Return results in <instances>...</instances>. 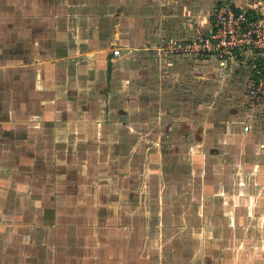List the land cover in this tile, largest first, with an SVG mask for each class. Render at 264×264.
Wrapping results in <instances>:
<instances>
[{
	"label": "rangeland",
	"instance_id": "rangeland-1",
	"mask_svg": "<svg viewBox=\"0 0 264 264\" xmlns=\"http://www.w3.org/2000/svg\"><path fill=\"white\" fill-rule=\"evenodd\" d=\"M134 1L0 0V219L12 222L23 207L15 222H30L26 251L8 237L16 227L0 229V264H264V212L249 219L246 207L236 208L242 218L230 209L228 180L246 165L239 158V175L229 172L234 156L223 143L228 133H246L247 116L238 121L252 103L249 58L220 67L214 57L182 60L163 50L171 41L154 26L155 44L129 43L115 55L134 33ZM140 1L167 6L169 21L181 25L200 14L192 35L173 36L184 42L228 0ZM96 52L106 60L85 72L86 87L68 68ZM154 54L167 64L152 92ZM135 60H143L139 77ZM126 69L137 84L124 86ZM49 100L60 120L34 115ZM199 151L206 155L192 157ZM220 181L226 189H216Z\"/></svg>",
	"mask_w": 264,
	"mask_h": 264
},
{
	"label": "crops",
	"instance_id": "crops-1",
	"mask_svg": "<svg viewBox=\"0 0 264 264\" xmlns=\"http://www.w3.org/2000/svg\"><path fill=\"white\" fill-rule=\"evenodd\" d=\"M228 1L232 2L236 8H241V9L246 10V12L250 16L264 15V0H228ZM149 2L148 1L142 2L140 0L134 1V5H138L136 7L135 13L133 15L132 26H133L134 33H133V35H130V37H128V38H127V35L123 37V39L126 40L127 43L124 42V40H122L123 42H118V44H120V45L124 44L122 46V48L120 46H116V47L120 48V53H121V49H122V51L126 50L125 48L129 45V43H130V45H133L132 48H135V49L143 47L142 45H145L146 43H149V42L155 44V42L157 40L155 41V39L152 38L153 37L152 31H150V32L148 31V30L152 29L151 28L152 26H154L157 29L156 30L157 32L155 34L159 33V29H160L159 27L166 28L165 32L161 31V35L164 37H167L168 40H166V42L168 41L167 43H169V41L174 42L173 36H176L178 34H180V36H181V33H184V34L189 35V36L192 35L195 32L194 31L195 27H198V26L200 27V25L202 23V20H200L201 17H199L200 14H198V18H194L196 20H193V17L191 20H189V19L186 20V23H184V25H181L180 23H177V22L175 23L173 21L170 22L167 14H164V13H166V11L168 9L167 6H165L163 4L161 5V4H155V3L150 4ZM222 3L223 2H218V3L214 4V7L217 5H220ZM214 7H213V9H214ZM161 9L163 11H161ZM182 10H183V8L181 9L180 12H182ZM145 11H149L150 14H152V15H150L149 17L146 16ZM158 13H159V16H158ZM174 13H177V11ZM162 16H164V17H162ZM169 16H171V13L169 14ZM146 18L149 19L148 24L146 23ZM121 21L123 22V24ZM121 21H120V25H121V28H123L126 26L124 24V22L126 23V19H124V17H123V20H121ZM127 22H128V20H127ZM118 26H119V24H118ZM148 26L150 27L149 29H148ZM178 27H180V29H178ZM156 37H157V35H156ZM135 45H139V47L136 48ZM150 46H151V48L155 47L153 44H151ZM158 50H160V48ZM167 52H168V50H167ZM111 53H112V49H111ZM158 54H159V52H158ZM69 55H75V53L71 52L68 54V56ZM171 55L179 56L182 60H187L185 58L188 57L185 54H171ZM244 55L249 58V62L251 63V66H252V72L250 73L251 74L250 82L248 81L249 84L247 86V91H246V94H247L246 96L248 98L249 85L251 84L252 80L255 77L256 70L259 68L260 64L264 61V53H262L258 50H255V49H245V50L237 52L234 57H232L228 60H225V61L220 60L216 56H204V57H192V58L194 60L197 59L198 61L200 59V61L198 63H201L203 60H205L206 57H210V58L214 57L218 60V62H219L218 67H220L222 65L227 66L228 62H233L235 60H239L238 58L240 56L244 57ZM96 57H95V53L88 54L86 60L77 61V64L72 65L71 67L68 68V70L71 69V71L76 74V77L81 78L82 83H85L88 80H86L84 82L83 77H85L86 73H90L91 71L95 70V64H96L95 62H97L98 64H102V62H104L106 60L104 54H98L96 52ZM114 58H118V57H114ZM74 59L75 58H70V60H74ZM134 59H140V58H137V56H136V57H134ZM153 59H155V60H153V64H155L156 68L153 70H150V77H149L150 82H155V84L153 83L154 85L151 83L153 86H150L152 88L151 89L152 92L154 91V89H156V85H157L156 82L160 81L161 76L163 77V74L162 75H160V74H161V71L163 70V67L167 64V62H163V60L158 59L156 57V55L153 57ZM135 61L138 64V60H135ZM142 61H140L139 64L136 65V68L141 69V71L135 69L132 72V74L136 75V77L141 76V74L143 72L142 68L144 67V65H143ZM214 67H217V66H214ZM122 70H124V68H121L118 73H120ZM126 70L128 72L127 75H124L122 77L124 86L126 83L124 81L133 80L132 75L130 74V71H129L130 69H126ZM202 72L204 73V70H202ZM98 75H100V73H98ZM154 75H155V78L157 75H158L157 77H159V78L157 80L152 78V76H154ZM198 75H200V74H198ZM72 76L73 75H71L70 81L73 79ZM201 77L204 79V76H201ZM151 79H154L155 81H153ZM171 80H173V79H171ZM89 82H91V81H89ZM131 83L134 85L137 84L134 80L131 81ZM141 84L142 85L140 86V84H139V86L142 88L143 91H146L144 89H146L147 87L143 88V86H145L144 85L145 83H141ZM86 85L83 84V86L88 87L87 82H86ZM91 86L92 85H89L90 90L93 89V86L92 87ZM86 91L88 92V90H86ZM199 94H203V91L202 90L199 91ZM200 99H201V95H200ZM50 101H53V100L43 101V102L41 101L39 104L38 111L34 112V115L37 113L38 115L52 116V117H55V119L60 120L61 113L58 112L59 107L57 108L56 105L53 106V104H51ZM202 103L198 104V105H200L199 107H203ZM183 108H185V107L183 106ZM247 108L248 109H246V111H244V114H247V115L240 116L238 122H240V120H242V118L247 116V118L245 120L241 121V123L242 122L244 123V130L246 131L245 134H247L248 136H246L242 131H241L242 132L241 134L237 133L235 135L228 133V134H226V136H224L225 139L223 140V143H227V142L229 143V146H230V155L229 156H232V155L234 156V157L232 156L234 158V161L231 162L232 166L234 164V168H233V170H231V168H230L229 172L232 171L233 174L235 173L236 175H239L238 174L239 172H237L238 171V159L239 158H245L244 163L246 165V166H240V168L242 170V171H240V172H242V173H240V174H242L240 177L236 176V175H235L236 177H234L232 175L231 178H229V180H228L229 185H230L229 188L232 189V183H233V186L235 187L233 190L234 192L232 194L233 195L232 200H234V202L229 203V206H233V208H230V209L231 210L235 209L236 215L237 216L240 215V218H242V217H244V212L243 211L241 212V210H240L239 213H237L236 208H237V206L246 207V209H247L246 212L248 214H250L249 219H253V218H256L258 216V214L256 216H253V212H259V211L261 213L264 212V203H261V199L264 198V106L254 105L251 103V106L249 107V105H248ZM200 109L201 108H197V110L195 111V114H197L198 117H200V113H201ZM234 109L237 110L236 108H234ZM67 110H70V106ZM30 111L31 110L27 111L25 114H27V115L30 114ZM88 111H87V113H88ZM87 113H86V115H88ZM74 114H75V112L71 113V118L74 116ZM192 115L193 116H191V118L193 121V117L195 115L194 114H192ZM235 115L236 114L230 115V118L236 119ZM178 118L179 119H177V121H181L183 119V118L180 119L179 116H178ZM83 121H84L83 123H85V124L90 123V121H88L87 118ZM183 121H184V124L187 123L185 125H187L188 127L190 126V123H191L190 119H188V122H185L186 119H184ZM238 122H237V124H239ZM257 124H260V125H257ZM247 125H249V128L246 129ZM255 135H257V136H255ZM199 137H198V141L200 142L203 139H201L202 138L201 137L199 140ZM246 138H247V140H246ZM246 141H247V143H249V145L246 144V146H245L244 142H246ZM236 143H238V145H237V147L239 146L238 149L232 150L233 144H236ZM243 149H245V150H243ZM248 149H249V151H248ZM215 152H217V150ZM204 155H206V152L202 153L201 151H199V152H194L192 157L197 158V159H202L204 157ZM237 177H239L238 182L236 180ZM218 183L216 184V189H219L218 187H220V190L221 189L223 190L224 184L222 186L220 184L221 181ZM221 186H222V188H221ZM224 188H225V186H224ZM203 191H205V190L203 189ZM199 195H200V192L197 194V196H199ZM219 195L223 197V192H221V194H219ZM224 197H228V195L224 194ZM234 197L239 198L240 201L235 202L236 198L234 199ZM19 205L20 204H17V206H19ZM21 210L23 212V207ZM22 212L20 211V209L17 210V212L15 214H13L12 222H9V223H5L0 219V229H2L3 226H12V228L16 227V229H13L11 231V233L8 235V237L12 238V240L16 239V244H18V246L21 247L23 250L25 247L24 251H26V246L30 242L24 243V238H27V237H25L26 234H24V231H25L27 226L28 227L30 226V224H29L30 222H26V224L23 223L22 221L15 222L17 219H20V216L23 219L24 215L22 214ZM27 217H29V214L27 215ZM35 217H37V216H35ZM32 222H33L32 225H34V223H37L40 225L39 222H41V221L38 218L34 219V216H33ZM32 244H34V242H32Z\"/></svg>",
	"mask_w": 264,
	"mask_h": 264
},
{
	"label": "built area",
	"instance_id": "built-area-1",
	"mask_svg": "<svg viewBox=\"0 0 264 264\" xmlns=\"http://www.w3.org/2000/svg\"><path fill=\"white\" fill-rule=\"evenodd\" d=\"M245 49L264 53V15L250 16L246 10L236 8L227 1L214 7L207 26L194 38L171 42L163 50H168L169 54L191 57L216 56L225 61ZM112 52L118 55L120 48H114ZM248 96L252 104L264 106V61L249 85Z\"/></svg>",
	"mask_w": 264,
	"mask_h": 264
}]
</instances>
